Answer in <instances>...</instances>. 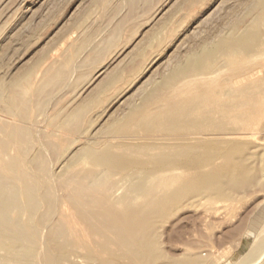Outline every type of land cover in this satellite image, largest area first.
<instances>
[{"label":"rangeland","instance_id":"1","mask_svg":"<svg viewBox=\"0 0 264 264\" xmlns=\"http://www.w3.org/2000/svg\"><path fill=\"white\" fill-rule=\"evenodd\" d=\"M250 2L251 0H0V81L11 82L22 71H30L27 80L33 88L37 87L38 94H43V103L39 101L42 106L39 107V103L35 105V98H32L25 118L16 112L12 116L7 115L4 99L0 100V122L28 125L26 128L38 141L44 140L45 134L53 133L56 142L67 143L68 147L74 145L70 155L67 150L59 156H52L47 152L51 157L49 159L46 155L47 164L52 169L48 168L51 175L54 174L53 182L56 186L69 180L71 176L81 174L80 171H84V168L102 175L98 188L115 190V194L121 196L120 193L123 195L126 187L120 182L119 175L102 173L103 168L94 165L90 159H86L87 164L85 159H75L73 171H70L69 165L74 158L72 154L85 146L102 155L109 148L120 145L137 147L175 144L179 136L167 131L151 132L142 129V124H137V131L134 130L133 133L113 132L115 136L106 127L116 120L117 127L122 126L124 118L139 110L165 118L172 117L174 113L171 102L174 95L185 94L189 82L217 86L224 78H230L234 83L238 81V71L222 64L216 71L201 73L203 76L184 75L179 78V83L174 82L173 85H165L163 78L179 62L186 61L189 52L198 53L204 44L211 46L212 42V47H215L221 39H230L233 36V25L239 20H242L240 33L263 32L264 27H253L251 24L256 12L247 5ZM167 18L168 25L160 29L162 31L159 36L149 43L150 46L146 48L148 51L141 57L138 50L143 47L153 30ZM131 53L134 58L137 57L135 61L133 57L130 59L133 56ZM259 59L264 61V58L255 56L249 62H244L242 67L249 70L256 68L257 63L261 62ZM56 66H65L67 74L62 83L49 85L46 80L54 77L52 73ZM119 67L124 70L127 68L123 70L125 75L120 74L122 77L119 75L114 84L99 94L96 89L111 72L118 71ZM227 74L229 77L226 78ZM154 89L158 90L156 95L147 99L148 92ZM159 92L161 95H158ZM172 94L174 95L171 96ZM142 108H145L144 111ZM1 109H5L7 116L3 115ZM78 111L82 115L75 117L77 123L80 120L78 124L72 125L78 128L75 131L53 122L54 119L62 122L71 115L76 116ZM17 120L21 123L15 122ZM161 124L159 126H166V121ZM127 157L128 160H133L140 158V155L132 153ZM75 165L79 167L76 168ZM146 165L147 161L144 160L141 166ZM107 186L112 188L108 189ZM184 206L163 216L165 219H156V223L150 226V235L146 237L154 254L160 255L164 262L195 258L207 264H264V245H261L264 244V180L255 189L234 193L228 200L198 198ZM11 241L6 238L0 246V264H130V259L121 253H104L99 257L100 262H90L85 258V251L77 249L54 261L50 257V262L43 263L35 253L39 245L25 242L24 250L13 254L10 249L13 245Z\"/></svg>","mask_w":264,"mask_h":264},{"label":"bare ground","instance_id":"2","mask_svg":"<svg viewBox=\"0 0 264 264\" xmlns=\"http://www.w3.org/2000/svg\"><path fill=\"white\" fill-rule=\"evenodd\" d=\"M247 5L256 12L251 20L252 26L264 27V0H251ZM168 23L169 19L156 27L143 47L141 45L142 48L138 50L141 57L148 51L146 48L150 46L149 43L159 36L160 29ZM241 26L242 20H239L233 25V36L221 39L218 46L212 47L211 42V46L204 44L198 53L189 52L187 60L179 62L163 78L165 85L172 84L184 75L195 76L216 71L222 64L238 71V81L234 83V80L224 78L217 86L189 82L185 94L171 95L175 96L173 101L170 100L174 113L172 117L165 118L139 110L124 118L122 126L117 127L116 120L106 127L110 133H133L137 124H142V129L151 132L167 131L179 136L175 144L110 146L102 155L96 154L88 146L82 149L78 147V152L75 148L69 170L73 171L75 159H90L94 165L103 168L102 173L121 177L120 182L126 187L125 193H120L121 196H117L115 190L98 188L102 175L84 169L83 165L81 174L71 176L56 186L54 174L51 175L48 168L52 169L47 164V152L59 156L67 150L70 155L74 145L68 143L71 146L68 147L67 143L56 142L53 133L43 135L44 140L38 141L26 128L28 125L0 122V246L6 238L12 240L10 249L15 254L24 250L25 242L39 245L35 253L43 263L50 262V257L54 261L77 249L85 251V258L94 263L100 262L101 254L121 253L130 259V264H207L195 258L164 262L160 255L154 254L146 237L150 235V226L156 219L169 215L179 207L198 198L228 200L234 193L255 189L264 180V61L259 59L261 62L257 63L258 66L250 70L242 67L244 62H249L255 56L264 58V31L240 33ZM217 61L221 63L217 64ZM120 69L113 70L104 79V83L96 89L99 94L124 73L125 70ZM29 73L22 71L11 82L0 81V100L4 99L7 115L12 116L16 112L25 118L32 98H35V105L40 104L43 94H38L37 87L31 86L27 80ZM53 73L54 77L47 78L46 83L58 85L64 80L67 69L65 66H56ZM157 91L148 92L147 99L153 98ZM158 95H161L160 92ZM75 115L67 119L64 117L66 120L62 122L57 119L53 122L75 131L78 128L72 125L77 123L75 117H80L82 112L78 111ZM165 121L166 126H159ZM69 134L73 135L71 132ZM132 153H138L140 158L128 160L127 156ZM144 160L147 161L146 167L141 166ZM114 261L117 262L116 259Z\"/></svg>","mask_w":264,"mask_h":264},{"label":"crops","instance_id":"3","mask_svg":"<svg viewBox=\"0 0 264 264\" xmlns=\"http://www.w3.org/2000/svg\"><path fill=\"white\" fill-rule=\"evenodd\" d=\"M130 58H131V56H130Z\"/></svg>","mask_w":264,"mask_h":264}]
</instances>
